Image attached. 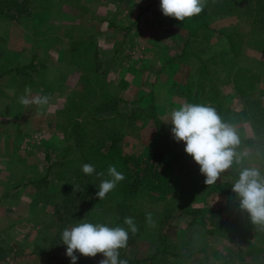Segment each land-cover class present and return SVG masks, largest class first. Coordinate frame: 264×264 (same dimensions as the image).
I'll return each instance as SVG.
<instances>
[{"label":"rangeland","instance_id":"obj_1","mask_svg":"<svg viewBox=\"0 0 264 264\" xmlns=\"http://www.w3.org/2000/svg\"><path fill=\"white\" fill-rule=\"evenodd\" d=\"M205 5L223 8L208 18L214 28L209 43L229 34L237 50L195 47L204 54L215 88L211 96L195 89L189 101L178 84L198 64L192 56L179 62L176 55L181 32L199 14L184 21L166 17L160 0H10L0 5V264H70L61 239L65 227L115 222L116 199L107 194L100 202L95 174L94 196L80 199L72 189L85 175L82 165H95L91 148L107 132L117 133L124 153L161 150L164 173L179 180L194 205L220 206L228 221L222 233L209 232L210 210L172 219L164 209L176 207V201L143 193L135 209L139 231L125 249L128 256L166 246L161 264H264V227L251 222L226 183L238 180L236 174L227 169L220 174L219 195L204 183L200 166L184 151L185 143L173 139L167 122L185 103L215 109L216 102L222 103L221 111L216 109L222 122L229 118L225 123L238 137L255 141L236 146L241 162L234 163L264 175V0H237L235 9L219 0ZM168 59L173 60L165 64ZM25 86L31 87V97L49 95V103L22 105ZM151 104L168 132L165 149L163 144L157 148L163 141L153 139L151 120L144 123L140 117ZM175 151L184 168H178ZM126 210L132 216V206ZM146 212L153 213L155 229L146 226ZM160 229L166 230L164 237ZM76 255L77 264H99L104 258L102 253Z\"/></svg>","mask_w":264,"mask_h":264},{"label":"clouds","instance_id":"obj_2","mask_svg":"<svg viewBox=\"0 0 264 264\" xmlns=\"http://www.w3.org/2000/svg\"><path fill=\"white\" fill-rule=\"evenodd\" d=\"M206 0H160V10L166 17L184 21L204 10ZM32 89L25 86L24 94L19 102L24 106L35 104L47 105L51 99L49 95L31 97ZM31 97V98H30ZM171 133L176 142L185 143L184 151L192 156L200 166V172L205 176L204 183L213 185L220 174L230 168L235 162H241L235 151L239 144V137L233 126L222 122L217 110L209 105L185 103L171 112ZM85 175H93L100 179L96 196L99 200L106 198L110 191L126 179L122 171H118L115 164H109L107 178L104 171L97 172L93 164L82 165ZM73 191H80L79 185L73 186ZM232 192L239 198V207L245 210L255 225L264 227V175L257 168H244L238 180L232 186ZM145 224L155 229L157 222L152 212H146ZM123 225L109 227L107 224L83 221L71 227H65L61 234L62 243L67 246L65 255L70 258V264H77L78 252L84 257H96L103 254L99 264H129L128 259L120 258V250L128 247L131 235L139 231L135 217L123 218Z\"/></svg>","mask_w":264,"mask_h":264},{"label":"trees","instance_id":"obj_3","mask_svg":"<svg viewBox=\"0 0 264 264\" xmlns=\"http://www.w3.org/2000/svg\"><path fill=\"white\" fill-rule=\"evenodd\" d=\"M17 2V0H12ZM159 0H153V2H157ZM225 6H229L230 9H235L237 6V0H219ZM4 2H8V0H0V5ZM225 9V8H224ZM222 9H216L213 6L205 5L204 10L198 15V18L194 20L193 25L191 24L188 27H185L181 32L182 37V47L181 51L176 55L177 61L187 63L189 57H194L197 61L198 66L194 69H190L186 76L184 77V82L178 85L181 86V92L186 97V100L189 101L190 97H192L195 89H198L200 92L204 91L211 96V92L214 90L215 85L211 78V74L208 72L207 64L204 62V54L196 52V48L198 44H202L205 47L201 48V50L207 49V51H217L216 46L219 45L220 49H230L231 52L237 50V43H234L229 34H223L221 38L213 43H209V38L214 33V28L208 25V18H211L216 15V12ZM2 12V9H0ZM211 44H213L211 46ZM189 53V55H188ZM216 53V52H215ZM212 54V53H210ZM206 56V55H205ZM174 59V58H173ZM173 59H168L165 61V64H169ZM164 64V65H165ZM163 65V66H164ZM0 73V75H2ZM243 79V77H242ZM236 83V84H235ZM235 85L237 82L235 81ZM174 84V85H175ZM213 95V93H212ZM211 99V97H210ZM213 102V101H212ZM74 107V104L71 105L68 109ZM222 103L216 102V109L218 112L221 111ZM134 113V110L131 112ZM140 117L144 118V123L148 120H151L152 127L155 130L154 140H161L163 143H156L157 148L161 144L167 145V131L161 125V117H159L155 111V107L153 104L149 105L146 110L143 112H139ZM146 117V118H145ZM229 121V118H225L223 122ZM143 122V121H142ZM103 138L97 143V145H93L91 148V152L95 158V167L97 170L106 169L107 164H115L117 166L118 171H122L125 174L126 179L121 181L117 187L108 193L110 199H116V211L118 217L115 222L109 227L116 226H124L123 218L126 217L127 207L132 206V216L136 217L139 215L137 210L135 209L138 205V201L143 193H149L155 197H164L165 199H172L174 202L176 201L178 205L174 208L165 207L164 213L168 214L169 218H176L178 215H196L198 213H202L203 210H210L209 212V222L210 228L207 227L209 232H219L222 233L228 225V221L224 218L222 208L220 206L208 207L205 208L194 205V200L190 198L191 195L187 194V190L184 186L179 187L177 182L179 180H174L170 174L164 173V165L162 161V152L161 150H150L146 149L141 152H136L132 150L131 153H124L120 151L117 147V133L116 132H107L102 136ZM254 139L251 136L240 135L239 136V148L248 147L254 143ZM181 154V153H180ZM176 151L174 152V159L178 160L180 165L178 168H184L182 165L180 156ZM45 158L48 160L50 155L46 153ZM243 169H239V167L234 163L228 168L225 172L234 173L239 178V174ZM107 174V172H105ZM81 178L85 180L82 182ZM230 190L234 184L233 182H226ZM76 185H79L80 191H75L80 199H84L89 196H94V186L95 182L92 181V175H81L79 181H77ZM221 186L219 180L215 184H213V190L216 191L219 195H222L223 191L219 188ZM82 187L84 190H82ZM73 189V187H72ZM71 189V190H72ZM182 195V198L179 200L178 196ZM114 196H119V198H114ZM90 197V198H91ZM102 202V200H100ZM126 208V209H125ZM125 209V210H124ZM179 210L174 213L173 210ZM203 217V214L201 215ZM136 222L138 217L135 218ZM199 219V218H198ZM162 217L159 219V226L162 229L161 225ZM204 224V222H202ZM217 225H222L221 230L214 229ZM126 227V226H124ZM164 228V226H163ZM161 232L162 237L165 236L166 230L163 229ZM136 235V234H135ZM135 235H131L128 243L132 241ZM203 251V250H201ZM167 252L166 246H157L154 251L142 255V256H134L130 257L125 253V249L120 250V258L128 259L129 264H161L160 254ZM58 264H68L61 260H59Z\"/></svg>","mask_w":264,"mask_h":264}]
</instances>
